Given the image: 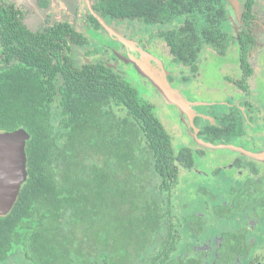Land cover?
Masks as SVG:
<instances>
[{"label":"trees","instance_id":"16d2710c","mask_svg":"<svg viewBox=\"0 0 264 264\" xmlns=\"http://www.w3.org/2000/svg\"><path fill=\"white\" fill-rule=\"evenodd\" d=\"M255 1L245 2L247 23ZM94 9L160 26L174 61L194 70L205 46L219 55L232 46L226 0H97ZM28 15L0 0V131L31 135L28 179L0 217V264H16L17 250L21 264H203L179 250L172 205L193 150L176 151L155 105L105 63L76 67L71 43H90L82 32L68 22L32 29ZM248 36L240 34L249 76ZM230 127L209 132L220 139Z\"/></svg>","mask_w":264,"mask_h":264},{"label":"rangeland","instance_id":"374dc122","mask_svg":"<svg viewBox=\"0 0 264 264\" xmlns=\"http://www.w3.org/2000/svg\"><path fill=\"white\" fill-rule=\"evenodd\" d=\"M17 1L29 10L26 22L33 29L43 25V23H45V18L53 23L70 22L76 28L80 29L81 32L90 39V45L83 48L74 47L73 58L76 67H82L88 63H105L115 73L119 74L136 87L144 99L155 105V113L167 131L171 134L176 151H179L182 147L193 148L194 166L199 168V172L192 174L186 172L187 170H182L179 185L176 187L172 198L176 221L180 223V229L183 228L179 250L185 251V242H190L189 244H192L193 239L190 234H193L191 228H194L196 219L194 217H190L191 219H184V217L187 216L186 214L190 216L195 213L204 214V220L212 225L210 228L220 229L227 226H234L235 223L233 220L243 216L240 209H231L229 212L230 215L227 216L226 219L222 218L221 215H216L211 212L212 209L220 207L219 205L221 202H230L229 198H225L226 195L230 193L229 189L238 187L235 181L241 183V181L233 175L234 170L229 168L227 164L229 159L232 158L230 157L232 152L223 150V148H216V150L202 149L204 155L198 153L194 149L195 146L199 144L196 143L198 139L190 136L189 128L186 126L185 122V115H187V113L189 118L192 119V115L189 114L191 112L190 105L187 107L186 112L179 109L178 106L170 100L168 95L162 94L159 89L153 86L148 78L140 74L135 67V63L141 61L144 54L150 59L156 69L167 77L160 76L168 80L170 87L179 94L183 100L187 101L183 91L184 88H187V90L191 91L189 92L192 93L191 96L197 98L196 101H201V104L207 105L210 102L227 100L229 95L228 92L231 93V86L229 84L227 85L228 87L225 88L227 84L225 78L227 75L236 79L241 78L242 70L239 66V54H237L238 45L233 41L234 44L226 56H219L212 48L206 46L199 55L197 61L199 76L197 79L192 80L191 86L188 87V83L187 85L182 84L179 79L184 73L189 71V68L187 65L174 61L165 39L159 36V31L161 30L160 26L145 23L143 21H115L112 19H105L116 32L136 43L134 46L130 44L125 45L113 31L101 25V28L98 29V31H101L97 32L91 25L92 23L88 20V15L91 13V4L97 0H48L45 5L40 4L38 0ZM237 3V0H231L229 4L231 8L228 9L230 14V33L234 36L240 30ZM259 4L264 8V0L259 1ZM41 6H48V9L42 8ZM179 22L178 20L176 23L164 28L169 30L175 27ZM84 24L88 26L87 29L80 26ZM123 45L126 47L125 52L122 47ZM144 46H146L147 49H145ZM252 54V59L250 58V61L254 69V75L250 78L249 82L252 84L255 100H262L260 106L264 110V54L263 52L259 54L258 49H255ZM172 75L176 77L177 82H170L169 76ZM55 110L59 111L57 105L55 106ZM232 154L234 155V153ZM216 169L219 171V176L213 178L211 174ZM221 181L223 182L220 185ZM196 183H203L206 187V192L204 188L199 191L196 187ZM221 186L223 187L222 189ZM236 189L241 191L243 187L241 185ZM211 190L219 194L220 197L211 200V198L208 197ZM201 193L203 194L201 195ZM220 198L221 200H219ZM216 202L218 203L214 204ZM219 209L220 208H218L216 212ZM12 259L16 264H21V262L24 261L23 257L18 253V250L13 253ZM251 261L250 264H264V244L260 250L255 253ZM248 263L247 260L242 259V262L239 264Z\"/></svg>","mask_w":264,"mask_h":264},{"label":"flooded vegetation","instance_id":"af4514ba","mask_svg":"<svg viewBox=\"0 0 264 264\" xmlns=\"http://www.w3.org/2000/svg\"><path fill=\"white\" fill-rule=\"evenodd\" d=\"M226 1L228 9H230L231 6H229V4L231 0ZM237 1V12L239 15L238 23L240 25V30L237 34H235V36L232 34V46L234 44L233 41L238 45L237 54H239V66L242 70L241 78L236 79L227 75L225 78L227 83L225 88L228 87V84L231 86V93L228 92L229 95L227 100L214 101L208 103L207 105L201 104V101H196L197 98H194L195 96H191L192 93H189L191 91L187 90V88H184L183 90L188 101V105H190L189 107L191 112L189 114L192 115V119L189 118L188 113L185 115L186 126L189 128L190 136L198 139V142L196 143H199L194 149L202 155H204L202 149L216 150V148L204 147L199 140L206 143H212L214 145H229L236 147V149L223 148V150H228L234 153V155L231 153L230 157L232 158L229 159L227 164L229 168L234 170L233 175L241 181V183L235 181V183L238 184V187H232L229 189L230 196L227 194L225 198H229L230 202H221L219 205L220 207L212 209L213 211L211 210L214 214L221 215L222 218L226 219V217L230 215L229 212L231 209H240L243 216L233 220L235 223L234 226H227L220 229L210 228L212 226L211 223L204 220L205 215L202 213H195L191 216L186 214L187 216L185 215L186 217H184V219L194 217L196 222L194 228H191V230H193V234H190L193 237L192 244H189L190 242H185L184 245L186 246V249L185 251H182V253L187 256H199L203 261V264H239L242 262V259L247 260V262H249L248 264H250L255 253H257V251L260 250L264 244V110L260 106L262 100H255L252 84L249 82L250 78L254 75V69L250 61V58L252 59L253 51L258 49L259 54L261 52L264 54V8L259 4V1L261 0H256L253 6L254 15L253 17L248 18L247 23L243 19L246 10V0ZM38 2L42 4V0H38ZM94 3L95 2H93L91 6L93 10L97 12L94 9ZM41 7L48 9V6ZM90 16L95 17L92 10L88 15V20H90ZM49 24L53 25L57 23H53L49 19L45 18V23H43L40 27H44ZM70 24L76 31L81 32V30L76 28L72 23ZM91 25L94 27L93 23ZM80 26H83L84 29H87L88 27L85 24ZM100 31L101 30H97V32ZM244 31H247L249 34L247 39L249 45L247 61L253 70L252 74L249 76L244 72L241 62V52L244 44L241 42L240 34ZM126 36L129 37L128 35ZM89 45L90 43L86 46ZM74 47L79 46L71 43L72 49L70 51V55L72 57ZM122 47L125 52L126 47H124V45ZM144 47L147 49L146 46ZM133 52L136 53L135 51ZM227 53L225 55L217 54L219 56H226ZM227 66L230 67L229 65ZM187 67L189 68V71L184 73L179 80L182 84L187 85L188 83V87H190L192 80L197 79L199 76V66L197 65V70H194L191 65H187ZM169 80L171 83L177 82L174 75L169 76ZM227 125L231 126L228 137L216 139L217 136L214 137L209 132L213 127L224 129ZM188 148L193 150L191 147ZM182 170H187L186 172L192 174L199 172V168L195 166L190 169L186 168ZM211 176L213 178L219 176L218 169L213 171ZM222 182L223 181L220 182V185ZM196 184L195 185L199 191L204 188L206 192V187L203 183ZM241 185L243 190L240 189L241 191H239V189H236ZM222 188L223 187L221 186V189ZM203 193H201V195ZM208 197L212 200L218 199L220 195L211 190ZM219 200H221V198ZM217 203L218 202L214 204ZM218 208L220 209L216 212ZM182 230L183 228L178 230L180 234V241L182 240Z\"/></svg>","mask_w":264,"mask_h":264},{"label":"water","instance_id":"95a60500","mask_svg":"<svg viewBox=\"0 0 264 264\" xmlns=\"http://www.w3.org/2000/svg\"><path fill=\"white\" fill-rule=\"evenodd\" d=\"M91 10L102 27L113 31L125 45H136L133 40L116 32L100 14L93 10L92 6ZM146 58L147 57L143 54L141 61L135 63V67L140 74L148 78L153 86L159 89L162 94L168 95L170 100L178 106L179 109L186 112L189 106L188 101L183 100L182 97L170 87L166 79L167 77L156 69L149 58H147V60ZM160 76L166 78H161ZM30 138V133L24 128L15 131H0V217L8 215L14 208L22 187L28 179V157L26 148ZM199 142L205 147L236 149V147L229 145H214L202 140H199Z\"/></svg>","mask_w":264,"mask_h":264}]
</instances>
